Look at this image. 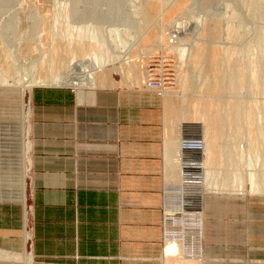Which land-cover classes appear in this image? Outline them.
Returning a JSON list of instances; mask_svg holds the SVG:
<instances>
[{"label": "rangeland", "instance_id": "rangeland-1", "mask_svg": "<svg viewBox=\"0 0 264 264\" xmlns=\"http://www.w3.org/2000/svg\"><path fill=\"white\" fill-rule=\"evenodd\" d=\"M262 38L264 0H0V169L17 159L28 82L63 87L62 78L81 83L109 75L114 83L92 87L163 98L170 189L189 174L180 129L199 126L200 158L185 163L196 164L187 168L199 170L190 174L202 182L201 207L191 210L204 212L206 256L224 259L205 264H264ZM23 166L24 155L21 174ZM192 215L184 219L196 222ZM226 233L232 241H212Z\"/></svg>", "mask_w": 264, "mask_h": 264}, {"label": "crops", "instance_id": "crops-1", "mask_svg": "<svg viewBox=\"0 0 264 264\" xmlns=\"http://www.w3.org/2000/svg\"><path fill=\"white\" fill-rule=\"evenodd\" d=\"M23 99L25 137L20 129L17 159L0 169V262L170 264L163 98L127 87L34 86ZM226 234L212 241H232ZM207 261L224 259L204 250Z\"/></svg>", "mask_w": 264, "mask_h": 264}, {"label": "built area", "instance_id": "built-area-1", "mask_svg": "<svg viewBox=\"0 0 264 264\" xmlns=\"http://www.w3.org/2000/svg\"><path fill=\"white\" fill-rule=\"evenodd\" d=\"M194 130L195 133H191ZM180 153L182 160V166L189 173L188 175H182V180L179 182L177 188H166L163 192L162 202V228H163V241L166 242L168 239L181 240L184 237V248L190 257L197 258L200 250L199 238V227H200V210H191L195 207H201V189L202 184L201 178L192 176L190 173H198L199 170L194 168H187V166H195L196 164H185L198 162L200 158L203 143L202 135L199 126L182 125L180 129ZM195 162V163H196ZM185 190L187 193H185ZM193 198V199H192ZM188 203V204H187ZM174 205V206H173ZM200 205V206H199ZM192 207V208H191ZM198 216L196 222L188 223L184 219V215ZM176 215H182L180 217ZM198 232L196 237L193 234ZM188 233L189 235H187ZM186 237H190L187 240ZM75 258H78L77 256Z\"/></svg>", "mask_w": 264, "mask_h": 264}, {"label": "bare ground", "instance_id": "bare-ground-1", "mask_svg": "<svg viewBox=\"0 0 264 264\" xmlns=\"http://www.w3.org/2000/svg\"><path fill=\"white\" fill-rule=\"evenodd\" d=\"M262 36V35H261ZM262 40H264V38H262ZM259 42V41H258ZM264 42V41H263ZM263 49V48H262ZM251 55V54H250ZM242 58V57H241ZM247 58V57H246ZM245 58V59H246ZM257 58V57H256ZM248 69V68H247ZM262 71H264V70H262ZM86 72V71H85ZM85 74V73H84ZM95 74H97V72L95 73ZM100 75H102V74H100ZM99 74L97 75V76H100ZM65 76V75H64ZM96 77V76H95ZM98 78V77H97ZM101 78V77H100ZM100 78H98V79H100ZM104 78V77H103ZM103 78H101L100 80H98V79H94V77L93 78H90V80H85V81H83V82H77V83H74V81H72V79L70 78H66V79H61L60 81H59V83L58 84H62V85H65V86H63V87H66V85H68V86H70V87H67V88H72V89H91V88H93L92 87V85L94 86V83H96V84H98V85H103V83L105 82V84L106 83H114L113 82V79L108 75L107 77H106V75H105V78H104V80H103ZM57 81V80H56ZM101 83H100V82ZM40 82H42V81H40ZM99 82V83H98ZM36 83H34L33 81H30V82H28L27 83V85H26V87H28V88H30V87H32V86H34ZM40 84V83H39ZM42 84V83H41ZM95 84V85H96ZM107 84V85H108ZM109 84V85H110ZM258 85V84H257ZM20 89V88H19ZM262 89V88H261ZM24 90V89H23ZM22 92V91H21ZM23 94L21 95V99H22V114L24 115V112H27V107H25V101H24V99H23V95H24V91L22 92ZM20 101V100H19ZM28 113V112H27ZM22 115V117H24ZM180 118V117H179ZM180 123V122H179ZM21 129V131H22V135H23V137H24V135H25V132H24V126H23V123H22V127L20 128ZM20 129H19V134H20ZM23 141H24V138H23ZM22 141V142H23ZM24 144H26V143H24ZM23 144V145H24ZM251 175V174H250ZM253 180L251 179V181H249V182H251L252 183V185H253V183L254 182H252ZM251 183H249L250 185H251ZM258 185H253V188L254 189H256L255 191L257 192V190L258 191H260V190H262V189H259V187H257ZM225 187V186H224ZM250 188H252V187H250ZM252 190V189H251ZM224 191V190H223ZM213 192V191H212ZM253 192V191H252ZM185 193H187L186 192V190H185ZM23 197H22V200H23V203L25 204V202H26V200H27V197H26V193L24 194V195H22ZM27 203V202H26ZM188 204V203H187ZM26 206H27V204H26ZM201 209H203V206H202V208ZM27 211V210H26ZM28 214V213H27ZM26 214V215H27ZM25 215V216H26ZM203 216H204V212H202V210L200 211V215H199V217H200V227H199V238H198V242L200 243V250H199V254H198V257L197 258H193V257H190L189 256V254L185 251V244H184V237H183V239H181V240H178V239H168V240H166V242H164L165 243V248L164 249H167V252H164V254H165V256L168 258V259H170V264H178V263H181L182 261H186V262H184V264H192V262L194 263H197V264H202V262L204 261V235H203ZM27 217V216H26ZM28 219V217L26 218V220ZM0 257H7V256H5V254H3V253H0ZM176 260V261H175Z\"/></svg>", "mask_w": 264, "mask_h": 264}]
</instances>
